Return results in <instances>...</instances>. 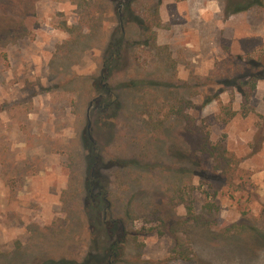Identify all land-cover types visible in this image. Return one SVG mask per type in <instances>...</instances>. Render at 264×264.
<instances>
[{"label": "rangeland", "instance_id": "1", "mask_svg": "<svg viewBox=\"0 0 264 264\" xmlns=\"http://www.w3.org/2000/svg\"><path fill=\"white\" fill-rule=\"evenodd\" d=\"M132 1L145 28H126L131 45L105 81L117 106L99 129L119 0H0V264H264L252 233L224 232L264 227V80L247 116L241 92L220 84L251 74L237 57L264 61V10ZM218 94L237 112L228 123L205 104ZM206 133L236 156L230 168L216 172ZM96 166L109 218L127 233L116 254L84 212Z\"/></svg>", "mask_w": 264, "mask_h": 264}, {"label": "trees", "instance_id": "2", "mask_svg": "<svg viewBox=\"0 0 264 264\" xmlns=\"http://www.w3.org/2000/svg\"><path fill=\"white\" fill-rule=\"evenodd\" d=\"M112 2H117V0H112ZM132 0H119L117 9L119 11V17H120V28H121V37L118 38L114 44L111 45L110 51L111 53L105 59V62L103 64V78L101 79V83L99 85L98 90V96L95 100V107L98 112V122L97 125L100 128L109 126L112 121V113L114 112L117 101H115L114 94L112 92V89L109 87V85L105 82L108 81L110 78V74L113 72L114 67L116 65H120L121 59H122V53L123 50L126 48V46L131 45L129 42L130 36L132 34L130 33V30L127 32L126 28L132 24H137L139 28L144 29L145 21L144 19H141L138 16L134 15V12L132 11ZM116 3H114L115 5ZM254 7H259L264 10V0H227L226 6L224 9V12L227 16L239 14L242 12L249 11L250 9ZM88 16H90V12L88 11V7L84 9L83 19L87 20ZM95 20H93L94 22ZM90 26V25H89ZM13 31H10V34H12ZM83 38H85L83 36ZM128 41V42H127ZM238 64L240 66H246V69L250 70L251 74L247 79H244L243 77H237L230 80L223 79L224 81L220 84L226 85V86H232L237 88L242 96H243V104H242V110L243 115L247 116L249 111H245V109L248 107L249 99L251 96V93L254 92L257 88V84L260 80H264V61L255 59V58H244V57H237ZM116 68H119L118 66ZM109 76V77H107ZM246 88L250 89V93H247ZM213 101H216L220 105L221 112L225 114L226 118L224 119V123H228L231 120H233L237 116V112L233 110V108L229 105H224L221 102L219 94L216 95L214 98H207L205 101V104L208 105L212 103ZM187 106L191 107V103L187 102ZM245 108V109H244ZM245 111V112H244ZM183 113L178 112L177 116H183L187 122H193V119L189 117L187 114H181ZM97 126V128H98ZM193 132V131H192ZM204 145H203V152L205 154H208L214 163H216L215 170L218 172L221 170L222 166L225 164L228 168H230V164L232 160L236 158V156L231 155L227 148L224 145H213L210 140L209 133L204 134ZM85 141L87 144H89V139L87 138V135L84 136ZM91 141V140H90ZM94 146H96V143H93ZM96 157V156H95ZM102 159L100 157H96L95 160L90 159V161L93 164H98L99 161ZM94 166V165H93ZM92 166V167H93ZM97 166L93 168L91 172V183L90 185H82V203L86 205L84 212L87 214V218L90 220L93 226L92 228V235L95 236V238L103 237L107 244L106 247V253H112L116 254L118 251L117 247L119 244H124L126 240V232L122 230L119 227V222L113 219L109 218V201L107 199V193H106V187L102 183V178L99 176L97 171ZM94 187V190H92ZM227 235H231L235 232V234L239 233H252L253 236H255L257 239H259V242L264 247V227L259 230H254L249 227H242L239 225H233L229 228H227L224 231ZM98 240V239H97ZM89 256V260H90ZM88 260V258H87ZM88 260V261H89ZM91 264H102L101 261L98 260V263H94L93 260L89 261ZM49 264H57L53 260L49 261ZM68 264H76L75 262H71ZM108 264V263H107ZM113 264V262H112Z\"/></svg>", "mask_w": 264, "mask_h": 264}, {"label": "water", "instance_id": "3", "mask_svg": "<svg viewBox=\"0 0 264 264\" xmlns=\"http://www.w3.org/2000/svg\"><path fill=\"white\" fill-rule=\"evenodd\" d=\"M92 105H93V103H92ZM89 129H90V124H89V126H88V131H89ZM89 139H91V134H90V132H89ZM91 141H92V139H91ZM93 142V141H92ZM94 143V142H93Z\"/></svg>", "mask_w": 264, "mask_h": 264}, {"label": "flooded vegetation", "instance_id": "4", "mask_svg": "<svg viewBox=\"0 0 264 264\" xmlns=\"http://www.w3.org/2000/svg\"><path fill=\"white\" fill-rule=\"evenodd\" d=\"M92 190H94V187H93V189H92ZM108 264H112V261H109V262H108Z\"/></svg>", "mask_w": 264, "mask_h": 264}]
</instances>
